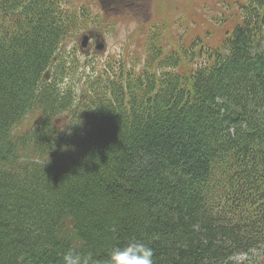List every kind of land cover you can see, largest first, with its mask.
I'll list each match as a JSON object with an SVG mask.
<instances>
[{"label": "trees", "instance_id": "1", "mask_svg": "<svg viewBox=\"0 0 264 264\" xmlns=\"http://www.w3.org/2000/svg\"><path fill=\"white\" fill-rule=\"evenodd\" d=\"M236 3L223 51L188 77L164 73L157 31L76 93L62 46L86 13L0 0V264H62L69 248L103 264L132 239L154 264L264 259V0Z\"/></svg>", "mask_w": 264, "mask_h": 264}, {"label": "rangeland", "instance_id": "2", "mask_svg": "<svg viewBox=\"0 0 264 264\" xmlns=\"http://www.w3.org/2000/svg\"><path fill=\"white\" fill-rule=\"evenodd\" d=\"M68 5L75 9H82L88 17V22L76 36L68 37L62 47L71 49L74 59L71 60V74L64 77V82L74 87L78 92V83L84 76L99 71L107 61L123 58L133 60L143 42V33L146 37L153 33L159 34L156 41L163 46L164 54L168 55L169 65L165 72L188 77V72L194 71L198 66L212 62L207 58L213 50L222 52V39L231 32L240 21L238 19L237 0H197L191 4L187 0H178L164 4L163 13L159 16L143 19L135 18L132 13H121L119 9H108L92 0H67ZM176 8V9H174ZM174 9V11L172 10ZM167 12V13H164ZM146 23V24H145ZM95 29L103 34L104 49L99 51L91 47L81 50L80 36L87 30ZM196 40V41H195ZM194 42H197L194 44ZM204 48L202 58L197 56L198 49ZM144 49V48H143ZM144 54V50H143ZM143 56V55H141ZM207 58V60H206ZM154 59L153 54H146V66ZM67 61V60H65ZM208 62V63H209ZM159 60L154 63L150 71L156 75L162 70L158 68ZM141 63L134 67L139 68ZM35 115L28 114L14 128L15 132L24 130ZM259 264H264V259Z\"/></svg>", "mask_w": 264, "mask_h": 264}, {"label": "clouds", "instance_id": "3", "mask_svg": "<svg viewBox=\"0 0 264 264\" xmlns=\"http://www.w3.org/2000/svg\"><path fill=\"white\" fill-rule=\"evenodd\" d=\"M154 250L132 239L123 247H114L103 264H154ZM62 264H93V254L69 248L62 254Z\"/></svg>", "mask_w": 264, "mask_h": 264}, {"label": "flooded vegetation", "instance_id": "4", "mask_svg": "<svg viewBox=\"0 0 264 264\" xmlns=\"http://www.w3.org/2000/svg\"><path fill=\"white\" fill-rule=\"evenodd\" d=\"M99 3L106 9H119L121 13L130 12L135 18L143 19L159 16L163 13L162 9L165 7L166 0H92ZM191 4L197 3V0H187ZM209 1V0H208ZM220 0H211V2ZM178 2V0H168V3ZM176 9V8H174ZM174 9H172L174 11ZM125 11V12H123ZM167 13V12H164ZM168 14V13H167ZM146 24V23H145ZM98 41L96 37H91L88 42V49L94 47Z\"/></svg>", "mask_w": 264, "mask_h": 264}, {"label": "water", "instance_id": "5", "mask_svg": "<svg viewBox=\"0 0 264 264\" xmlns=\"http://www.w3.org/2000/svg\"><path fill=\"white\" fill-rule=\"evenodd\" d=\"M89 35L91 36L92 33H85L82 36V38H81V45L82 46H86L87 45V41H88ZM95 47H96L97 50H102L103 47H104V44H103L102 40L98 41V43L96 44Z\"/></svg>", "mask_w": 264, "mask_h": 264}]
</instances>
